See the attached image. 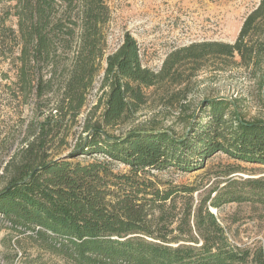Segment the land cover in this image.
Here are the masks:
<instances>
[{
    "label": "trees",
    "instance_id": "trees-1",
    "mask_svg": "<svg viewBox=\"0 0 264 264\" xmlns=\"http://www.w3.org/2000/svg\"><path fill=\"white\" fill-rule=\"evenodd\" d=\"M0 4L9 5L0 21V56L14 65L15 98L30 96L37 115L3 167L0 217L9 230L27 233L60 264H264V241L232 245L209 209L264 202V176L228 178L194 202L195 187L154 174L202 168L217 152L264 168V121H247L232 101L213 98L199 105L204 114L181 137L155 129L116 135L106 127L138 111L154 77L127 33L105 55V0ZM9 15L16 29L5 24ZM104 59L108 89L100 122L83 126L67 154L53 153L50 143L66 142L64 127L77 121Z\"/></svg>",
    "mask_w": 264,
    "mask_h": 264
},
{
    "label": "rangeland",
    "instance_id": "rangeland-1",
    "mask_svg": "<svg viewBox=\"0 0 264 264\" xmlns=\"http://www.w3.org/2000/svg\"><path fill=\"white\" fill-rule=\"evenodd\" d=\"M105 2L109 10L105 55L114 53L127 33L137 42L142 67L154 77L143 88L145 103L106 127L108 131L122 135L134 129H155L181 137L189 122L204 114L199 105L213 98L232 101L247 121H264V0ZM8 9V4H0V21ZM16 22L15 16L6 17L7 26L16 29ZM2 41L9 40L2 36ZM104 67L105 59L77 121L64 127L66 142L58 146L55 139L50 143L53 153L67 154L83 126L100 122L108 89ZM2 74L9 79H1ZM14 74L10 58L0 56V189L8 180L3 171L8 157L21 147L37 118L30 96L25 102L15 98L17 88L10 84ZM115 169L127 168L116 164ZM154 174L161 181L195 187L196 202L228 178L264 176V168L217 152L202 168L189 172L170 168ZM209 209L225 227L232 245L252 247L264 241V202H232ZM6 225L0 217V264H60L27 233H15Z\"/></svg>",
    "mask_w": 264,
    "mask_h": 264
}]
</instances>
